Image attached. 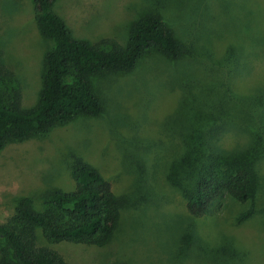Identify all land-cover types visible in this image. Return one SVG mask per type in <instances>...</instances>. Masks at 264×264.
Segmentation results:
<instances>
[{
  "label": "rangeland",
  "instance_id": "1",
  "mask_svg": "<svg viewBox=\"0 0 264 264\" xmlns=\"http://www.w3.org/2000/svg\"><path fill=\"white\" fill-rule=\"evenodd\" d=\"M53 8L75 38L121 46L136 20L157 13L186 53L176 60L151 53L130 72L94 77L101 115L8 143L0 151V223L18 198L73 191L80 159L112 184L122 220L108 247L51 245L68 264H183L192 252L189 264H264V159L254 199L239 204L224 195L195 221L179 183L171 182L187 181L171 170L185 152H206L199 146L204 139L213 136L221 150L239 152L251 142L246 129L256 119L250 118L262 116L264 126V106L252 108L254 90L264 89V0H59ZM0 11V62L13 73L2 91L19 80L22 106L30 109L41 94L51 42L39 31L33 0H0ZM243 213L248 216L240 221ZM191 232L200 240L183 254ZM213 253L219 256L214 262Z\"/></svg>",
  "mask_w": 264,
  "mask_h": 264
},
{
  "label": "trees",
  "instance_id": "2",
  "mask_svg": "<svg viewBox=\"0 0 264 264\" xmlns=\"http://www.w3.org/2000/svg\"><path fill=\"white\" fill-rule=\"evenodd\" d=\"M58 1L33 0L39 31L51 42L44 59L42 90L35 106L23 108L19 80L14 81L9 91H2V85L13 73L0 62V151L8 143L46 134L56 125L66 124L76 117L101 115L103 105L93 84L94 77L110 72H130L151 53H159L168 60L179 59L186 53L176 31L157 13L145 14L136 20L124 46L111 41L93 43L77 39L65 20L54 11ZM106 44L110 47L105 49ZM263 94L264 89L254 90L253 98L256 96L257 101L252 103V108L264 106ZM188 112L196 120L194 111ZM223 112L229 114L228 110ZM250 120L255 121L253 127L246 129L251 142L245 149L228 154L217 147L216 138L211 136L199 145L206 152H194L196 148H193L179 156L171 175L185 177L187 181L171 182L179 183L178 187L182 188L192 219L189 215L188 218L192 221L209 215L224 195L239 204H247L255 198L262 182L258 165L264 159V126L262 116ZM199 128L193 127L190 131ZM192 152L200 154L196 161L190 159ZM73 177V191L59 189L37 200L33 197L16 200L14 213L5 223H0V264H68L51 245L69 242L105 248L115 240L123 206L112 184L80 159L73 167ZM247 216L243 213L239 220ZM40 238L47 244H41ZM186 238L183 254L191 241L200 240L199 235L192 232ZM182 243L180 241L179 245ZM204 243L197 244L201 248L209 246ZM193 253H188L183 264L194 261ZM201 253L206 262L209 257ZM210 256L214 257L213 262L219 257L214 253Z\"/></svg>",
  "mask_w": 264,
  "mask_h": 264
}]
</instances>
